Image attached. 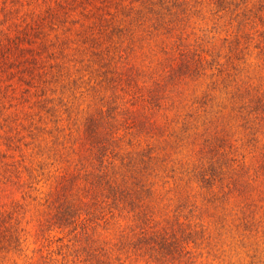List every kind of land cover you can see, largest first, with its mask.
Returning a JSON list of instances; mask_svg holds the SVG:
<instances>
[{
  "label": "trees",
  "instance_id": "1",
  "mask_svg": "<svg viewBox=\"0 0 264 264\" xmlns=\"http://www.w3.org/2000/svg\"><path fill=\"white\" fill-rule=\"evenodd\" d=\"M39 6L45 7L42 12L36 11ZM34 42L48 49L49 60L39 65L33 58L35 77H42L34 86L47 87L37 93V116L16 129L13 113H5L0 102V137L20 152L19 159L2 160L3 168L14 167L9 177L16 174L23 187L3 202L6 193L0 192V239L21 241L16 232L22 229L21 215L32 207L33 188V208L42 211L38 225L49 231L42 237L67 239L62 264H113L123 251L159 264L169 256L188 261L196 229L190 222L159 228L156 206L166 178L176 187L184 180L176 177L179 168H169L163 152L196 118L193 104L177 101L183 96L181 84L209 65L220 83L215 69L229 71L247 54L264 66V0H0V78L3 63L16 52H33ZM51 81L63 89L72 84L77 92L72 98L69 89L53 90ZM209 91L204 104H217V91ZM238 91L232 98L249 117L245 128L255 134V120L263 137L264 84L246 82ZM170 103L180 104L173 120L167 113ZM160 117L169 121V130ZM78 134L79 153L77 144L69 145L77 159L54 169L51 179L39 185L41 163L28 165L23 155L36 143V148L45 145L43 155L49 158L65 157L69 146L61 144ZM229 148L213 154L209 168L186 170L184 182L200 176L202 186L215 193L226 167L246 166L242 146L231 141Z\"/></svg>",
  "mask_w": 264,
  "mask_h": 264
},
{
  "label": "rangeland",
  "instance_id": "2",
  "mask_svg": "<svg viewBox=\"0 0 264 264\" xmlns=\"http://www.w3.org/2000/svg\"><path fill=\"white\" fill-rule=\"evenodd\" d=\"M44 8V6H39L36 11L42 12ZM30 46L33 48V52H26V54L16 52L7 59L8 63L6 61L3 63L5 71L1 72L0 102L2 106L5 105L3 108L5 113H13V123L16 129L22 128L23 121L27 126L30 125L31 119L35 115L37 116L36 113L39 110L38 99L41 96L37 93L41 94L42 88L43 92L47 91V87L43 85L34 86L42 82V77H35L38 69L34 66L33 58L39 65L42 61L44 65L48 64L49 60L45 57L48 49L43 48L42 42H34ZM208 47L212 51L210 44ZM40 50H44L43 56L39 52ZM207 58L210 60L211 57ZM218 61L224 62L221 57ZM260 65V62L247 54L246 61L241 60L229 71L225 70L220 73L215 69L217 75H220L217 76L221 78L220 83H215V72L213 66L209 65L201 70L200 75L196 74L194 77L184 79L181 84V95L183 96H179L177 101L181 99V104H193L196 118L192 128L181 133L178 139L172 140L163 151L169 156V168H179L176 171L178 172L176 177H181L184 180H179L178 187L169 181H173L170 177L166 178L168 180L166 185L163 180L162 183L165 187L162 189V196L156 205L159 210L157 219L158 227H165L166 230L170 227L177 228L178 222H190L191 226L196 229L194 231L196 234L191 236L195 243L192 245L191 255L186 258L188 261L185 262V258L169 256L163 260V264H264V136H261V129L253 117L250 119L253 120L255 134L248 133V129L245 127L251 124L247 121L249 117L245 112L240 111L239 102L232 98L239 92L238 87L244 86L246 82L254 85L264 84V66L259 67ZM26 82H30L31 86ZM65 82L68 83V81ZM79 85H81V80L74 88H78ZM51 86L53 90L58 89V91L69 89L72 98L77 92L72 89V84L63 89L61 86H53L51 81ZM26 89L30 90L27 92ZM208 91L211 93L217 91V96L219 95L216 99L217 104L210 105V102L204 104L207 102L204 95ZM202 104L204 105L201 106ZM176 106L177 103H170L167 110L171 120L176 115L178 117L180 104ZM17 111L19 116L14 115ZM15 116L18 118L17 121H15ZM166 123L169 121L161 119V124L165 125L167 129ZM78 137L79 134L77 137L70 135L61 145L77 144L76 152L79 153ZM6 141L5 138L0 137V173L3 175V179L0 176V192L6 193L2 202L7 200V195L9 200L12 197H17L23 188L19 179L16 178V174L12 180L9 177L14 167L3 168L2 160H12L9 156L15 155L16 159L20 158V152L9 149L4 144ZM231 141L240 144L242 146L241 153L248 156L244 161L240 157L241 161L246 164L245 167H226L223 181L216 183L218 187L215 188V193L206 189L204 187L206 185L202 186L204 182L201 181L200 176L194 177V181L192 180L189 184L184 182L188 179L186 170H191L202 164L209 168L213 163L211 156L217 152L223 154L225 149L229 150ZM36 145V143L33 144V151L24 150L27 153L23 155V158L28 165L33 166V164L41 163L42 166L38 169V175L41 176L39 185L51 179L50 174L54 172V169L73 163L77 159L74 147H68L67 155L63 154L65 157L59 155V157L49 158L48 153L43 155L47 152L45 145L42 144L40 148H36ZM4 153H7L5 159L2 157ZM219 158L223 161L224 157L221 158L219 155ZM223 163L219 162L218 164L222 165ZM51 164L59 165L52 166ZM181 171L185 173H181ZM169 173L174 174L172 171ZM31 181V179L27 180L28 189H30ZM35 186L37 187V185ZM30 195L32 197L28 198L29 202H32V207L21 215L22 226L20 227L22 229L16 232L17 237L18 234L22 236L21 241L11 239L10 236L0 239V247L3 248L0 249V264H62L65 261L63 252H65L64 245L67 243V239L58 240L54 236L45 239L42 237L49 231L38 225L42 211H36L33 208V188ZM23 228L24 231H22ZM54 234L62 236L57 232ZM128 254L131 255L127 257ZM51 256L55 261L50 260ZM120 256V259H115L113 264H159L151 261L147 256H139L134 252L125 253L123 251Z\"/></svg>",
  "mask_w": 264,
  "mask_h": 264
}]
</instances>
